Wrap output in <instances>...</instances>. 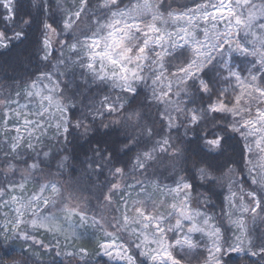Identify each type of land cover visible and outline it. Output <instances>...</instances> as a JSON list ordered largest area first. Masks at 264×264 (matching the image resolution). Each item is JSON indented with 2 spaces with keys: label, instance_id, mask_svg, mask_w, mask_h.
I'll list each match as a JSON object with an SVG mask.
<instances>
[{
  "label": "snow or ice",
  "instance_id": "snow-or-ice-1",
  "mask_svg": "<svg viewBox=\"0 0 264 264\" xmlns=\"http://www.w3.org/2000/svg\"><path fill=\"white\" fill-rule=\"evenodd\" d=\"M33 28L0 264H264V0H0V49Z\"/></svg>",
  "mask_w": 264,
  "mask_h": 264
},
{
  "label": "trees",
  "instance_id": "trees-1",
  "mask_svg": "<svg viewBox=\"0 0 264 264\" xmlns=\"http://www.w3.org/2000/svg\"><path fill=\"white\" fill-rule=\"evenodd\" d=\"M165 6L167 7L169 4L172 7H176V0H163ZM21 3L26 7V0H21ZM179 3H188V0H179ZM37 31L35 28L29 30L28 39L24 41L22 44H17L15 47L11 48L10 50H3L0 49V64H10L15 68V74L22 75L23 69L25 67H32L34 66L37 58L35 56L29 57V53H32L35 49V39L37 36ZM23 50V51H22ZM57 54L53 55V60L56 58ZM29 59L32 60V64L29 63ZM13 73H9L12 75ZM211 75V73L209 74ZM3 82V81H0ZM88 146L84 145L83 149H78L79 152H82ZM218 202V201H217ZM94 248L93 244L90 247V251ZM235 264H246L245 261L237 260Z\"/></svg>",
  "mask_w": 264,
  "mask_h": 264
},
{
  "label": "rangeland",
  "instance_id": "rangeland-1",
  "mask_svg": "<svg viewBox=\"0 0 264 264\" xmlns=\"http://www.w3.org/2000/svg\"><path fill=\"white\" fill-rule=\"evenodd\" d=\"M92 244H93V246H94V245H95V241H93L92 243H85L84 241H76V245H77V246H81V245H83V246L88 247L89 249H90V247L92 246Z\"/></svg>",
  "mask_w": 264,
  "mask_h": 264
}]
</instances>
